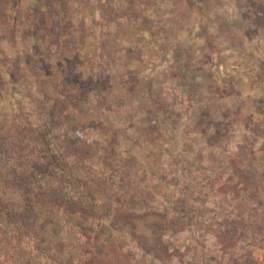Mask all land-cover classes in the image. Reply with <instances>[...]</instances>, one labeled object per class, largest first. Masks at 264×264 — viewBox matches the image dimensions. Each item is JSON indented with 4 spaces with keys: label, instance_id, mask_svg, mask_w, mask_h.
<instances>
[{
    "label": "rangeland",
    "instance_id": "obj_1",
    "mask_svg": "<svg viewBox=\"0 0 264 264\" xmlns=\"http://www.w3.org/2000/svg\"><path fill=\"white\" fill-rule=\"evenodd\" d=\"M50 123L0 264H264V0H0V146Z\"/></svg>",
    "mask_w": 264,
    "mask_h": 264
},
{
    "label": "trees",
    "instance_id": "obj_2",
    "mask_svg": "<svg viewBox=\"0 0 264 264\" xmlns=\"http://www.w3.org/2000/svg\"><path fill=\"white\" fill-rule=\"evenodd\" d=\"M66 123L67 116L65 114L64 120L62 122L63 128H65L64 131L68 127ZM14 126V129H24V131H26L27 127L25 123H16ZM56 127L57 126L53 125V123H50L47 126H33V140L30 143L26 144L23 152H21L19 144L16 142L11 144L7 148V151L5 148L0 146V175H3L4 178L8 177V184H12L16 188L21 189V197L25 194H28L23 184V182L25 181V177L22 176V173L24 172L26 166L24 167L19 165L22 160L28 165L31 164L28 166L29 168H35L37 165V160L42 159L46 166L56 167L57 169H60L62 171L67 169V167L64 168L66 165V159L64 155L65 149L57 144V140L54 139L52 135V132L54 133ZM37 167H39V165ZM42 167L44 166L42 165L41 168ZM10 180L12 181L10 182ZM21 187H23L24 189L22 190ZM26 202L27 205L20 213L14 214L13 209L6 212L7 216H10V218L17 216V218L13 220L14 225L22 222L19 227H16L15 231L19 237L25 238L32 235L31 233L32 231H34L35 224V216L33 212L34 210L31 207V202L29 200ZM10 263L11 262L8 261V264Z\"/></svg>",
    "mask_w": 264,
    "mask_h": 264
}]
</instances>
